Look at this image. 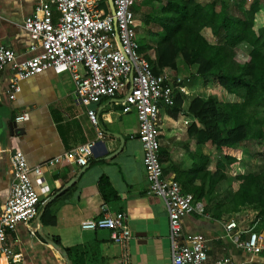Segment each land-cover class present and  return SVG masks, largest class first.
Listing matches in <instances>:
<instances>
[{
    "label": "crops",
    "instance_id": "0c3cea01",
    "mask_svg": "<svg viewBox=\"0 0 264 264\" xmlns=\"http://www.w3.org/2000/svg\"><path fill=\"white\" fill-rule=\"evenodd\" d=\"M145 1L134 7L136 21ZM36 3L37 0H0V45L14 50L18 61L31 54L32 39L23 28V21ZM257 14L256 21L262 22L264 13L261 8ZM155 28L154 35L157 36L161 27L155 24ZM209 34L212 36L211 32ZM209 34L202 36L209 41ZM147 37L137 32L139 45L148 43V47H142L141 51L154 58L156 38ZM11 78L10 70H0V207L9 193L12 177L9 156L12 152H22L27 163L33 166L96 140L86 109L97 111L103 131V137L96 141L83 171L76 163L62 161L53 166L51 173L45 172L47 189L41 199L53 198L40 206L34 222L29 225L19 223L16 231L9 235L13 251L11 264H66L60 254L37 234L38 230L46 239L58 240L61 249H68L70 264H171L165 201L148 193L142 146L135 134L136 117L134 111L123 112V92L103 98L97 104L81 105L75 102L69 73L56 68L20 80L19 92L9 100L7 90ZM172 110L173 107L160 111V161L164 175L175 179L172 171L164 172L163 165L167 157L174 160L183 155L186 160H191L188 140H185L187 126L183 123L190 117ZM181 111L185 112L184 109ZM22 112L28 113V120L16 124L14 117ZM101 177L108 180L117 198L112 195L107 199L102 197L99 189ZM71 178H75L72 185L61 190ZM101 204L125 212L130 233L125 246L114 243L107 230L81 229L84 221L97 218ZM233 216L244 218L247 225L264 232V226L243 214L219 219L188 215L183 219L184 232L205 237L208 264L222 257L248 260L247 254L223 237V221ZM33 228L35 232L32 233ZM248 264H264V255L253 256Z\"/></svg>",
    "mask_w": 264,
    "mask_h": 264
},
{
    "label": "built area",
    "instance_id": "2783aa9c",
    "mask_svg": "<svg viewBox=\"0 0 264 264\" xmlns=\"http://www.w3.org/2000/svg\"><path fill=\"white\" fill-rule=\"evenodd\" d=\"M143 1L112 0L111 14L107 0H37L23 21V28L32 39L30 56L18 61L14 50L0 45V70L12 72L9 100L19 92L20 80L56 68L69 73L75 102L81 105L97 104L123 92V112L134 111L136 117L135 134L142 146L148 193L165 201L171 264H208L205 237L184 232L182 221L188 215L207 219L210 216L200 200L183 191L174 177L164 175L160 161V111L172 108L175 96H187L188 90L181 76L154 73L153 58L141 51L134 7ZM86 116L96 140L33 166L22 152L10 154L11 183L8 197L0 207V259L5 264H11L13 256L9 235L19 223L34 222L46 200L41 199L47 189L45 172L51 173L53 166L62 161L85 166L96 141L102 139L97 111L86 109ZM27 120V112L14 117L16 124ZM81 229L107 230L110 239L123 246L130 238L125 212L112 210L107 204H101L97 218L84 221ZM222 229L223 237L247 254L248 260L222 257L212 264H248L253 256L264 255V232L247 225L244 218H227Z\"/></svg>",
    "mask_w": 264,
    "mask_h": 264
},
{
    "label": "trees",
    "instance_id": "16d2710c",
    "mask_svg": "<svg viewBox=\"0 0 264 264\" xmlns=\"http://www.w3.org/2000/svg\"><path fill=\"white\" fill-rule=\"evenodd\" d=\"M257 9L254 2L243 19L233 20L225 15L224 10L217 12L213 4L174 0L168 8L169 16L155 21L161 30L156 32L158 41L151 60L154 73L177 75L175 59L180 56L186 66H197L198 75L212 78L223 90L242 99L241 102L221 103L217 99L196 97L190 101L187 112L194 116V121L188 127L187 148L192 161L191 172L196 176H201V167L207 158L201 153V143L210 142L215 150L222 153L227 165L234 167L238 156L232 151L238 143L264 141V26L257 33L252 29ZM203 27L210 28L213 34L223 31L224 41L216 45L208 43L200 34ZM139 46L142 49L145 44ZM243 46L250 49L248 58L236 64V50ZM175 98L172 111L177 113L183 96L178 94ZM217 166L224 170L223 164L218 163ZM191 172L177 176L179 179L175 175V179L180 181L183 191L201 195L202 187L192 192L189 188L192 180L187 177ZM232 173L239 182L237 197L242 202L255 198L259 182L264 186V173L245 175L243 170L235 168ZM202 175L207 177L205 173ZM222 178L223 174L218 171L210 176V188ZM99 189L104 199L110 195L117 198L105 177L99 179ZM53 241L59 245L58 240ZM66 251L68 253V249Z\"/></svg>",
    "mask_w": 264,
    "mask_h": 264
},
{
    "label": "rangeland",
    "instance_id": "374dc122",
    "mask_svg": "<svg viewBox=\"0 0 264 264\" xmlns=\"http://www.w3.org/2000/svg\"><path fill=\"white\" fill-rule=\"evenodd\" d=\"M174 0H146L142 4L141 12L137 15V32L139 35L148 36L147 38H156L154 35L156 30L155 24L160 18L166 19L169 16L170 11L168 8L172 5ZM194 3L200 5L213 4L215 10L225 11V15L233 20L243 19L246 15V10L250 8V5L254 2L257 3L258 9L261 8L264 13V0H191ZM257 9V10H258ZM257 11L253 16L254 32L264 26V20L262 22L256 21ZM264 15V14H263ZM211 32L212 36L209 34ZM209 34V41L211 44H221L223 41V31L219 34H213L211 29L203 27L200 29V34ZM211 36V37H210ZM150 39V38H149ZM145 49L148 47V43H145ZM243 44V43H242ZM245 49L246 51H244ZM249 48L239 47L234 57L236 64L245 62L248 58L247 54ZM175 64L177 66V75L179 74L183 78V82L188 90V95L183 96L181 99V105L179 107L180 114L184 117L189 116L190 119H185L184 125L187 126L185 140L188 139V127L193 123L194 116L187 112V107L193 98L201 97L204 99H217L221 103L229 102H241L242 99L229 92L223 90L216 81L210 77L200 76L196 73V65L186 66L181 60L180 56H176ZM185 106V107H184ZM184 109L183 113L181 110ZM201 153L206 158L205 163L201 167V176H196L191 172L192 161L186 160L185 156L175 157L174 160L169 157L166 158L163 165L165 170L172 171L176 177H181L183 173L191 172L187 179H191L190 190H196L198 187L203 188L202 194H193L203 203L204 210L211 218L219 219L227 215H246L247 219L252 220L258 225L264 226V186L262 183H258L255 198L250 202H242L237 197L239 182L233 176V170H243L246 174L262 175L264 173V141L246 140L238 143L232 151L233 155L238 156L236 165L230 167L227 165L226 160L222 156L220 151L215 150L211 143L206 141L201 143ZM187 151V150H186ZM218 163L224 165V170L219 168ZM223 174V178L216 181L210 188L209 178L215 172ZM207 174L205 177L202 174ZM177 177V179H179ZM180 182V181H179ZM261 185V187H260ZM258 220V221H257Z\"/></svg>",
    "mask_w": 264,
    "mask_h": 264
},
{
    "label": "water",
    "instance_id": "95a60500",
    "mask_svg": "<svg viewBox=\"0 0 264 264\" xmlns=\"http://www.w3.org/2000/svg\"><path fill=\"white\" fill-rule=\"evenodd\" d=\"M107 2H108V6H109V11H110L111 14H113L112 0H107ZM120 139H121V144H122L123 139H122V138H120ZM120 148H121V146L118 148V150H119ZM118 150H117V151H118ZM85 167H86V165H85V166H82L81 171H83V170L85 169ZM74 181H75V178H71V179L65 184V186H64L61 190H64L66 187L71 186L72 183H73ZM57 194H58V192H57ZM52 198H53V196H52L51 198H49L48 200H45V201L43 202V206H44L47 202H49ZM37 234H38V235H39V236L45 241V243H46L47 245H49L50 247H52L54 250H56V251L60 254V256L64 259V261H65L66 264H70V262H69V258H68V256H67V253H66L65 250L61 249V248L59 247V245H58L56 242H54L53 240L46 239V238L43 236V234L41 233V230H38Z\"/></svg>",
    "mask_w": 264,
    "mask_h": 264
},
{
    "label": "bare ground",
    "instance_id": "6f19581e",
    "mask_svg": "<svg viewBox=\"0 0 264 264\" xmlns=\"http://www.w3.org/2000/svg\"><path fill=\"white\" fill-rule=\"evenodd\" d=\"M0 264H5L3 259H0Z\"/></svg>",
    "mask_w": 264,
    "mask_h": 264
}]
</instances>
